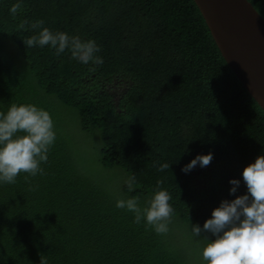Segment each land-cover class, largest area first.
<instances>
[{
  "label": "trees",
  "instance_id": "1",
  "mask_svg": "<svg viewBox=\"0 0 264 264\" xmlns=\"http://www.w3.org/2000/svg\"><path fill=\"white\" fill-rule=\"evenodd\" d=\"M248 1L264 18V0ZM37 20L95 40L103 64L25 46ZM12 103L49 111L56 140L43 176L0 185V264H202L203 239L188 241L175 223L202 226L235 198L228 181L264 154V111L193 0H0V111ZM62 106L95 144L97 165L81 153ZM209 152L207 166L181 172ZM157 180L173 208L160 235L115 207L128 197L144 206ZM245 191L241 182L235 195Z\"/></svg>",
  "mask_w": 264,
  "mask_h": 264
},
{
  "label": "clouds",
  "instance_id": "2",
  "mask_svg": "<svg viewBox=\"0 0 264 264\" xmlns=\"http://www.w3.org/2000/svg\"><path fill=\"white\" fill-rule=\"evenodd\" d=\"M19 5H13L9 11L17 12ZM43 20L30 25L36 34L23 41L27 47L54 50L59 56L67 52L71 60L82 65L99 66L103 57L101 48L93 39H81L69 36L66 32H53L42 27ZM90 70H95L94 67ZM56 140L54 122L49 111L31 103H12L6 111H0V185L14 184L17 176L24 178L43 176L42 164L47 163L48 153ZM213 153L198 154L189 163L181 167L188 173L195 166H207ZM161 164L157 171L169 168ZM243 182L244 194L235 195ZM231 185L229 195L234 199H223L219 206L211 211L203 225L191 224L190 232L194 238H202L200 249L202 264H264V154L258 155L253 162L245 166L240 178L228 181ZM127 191L132 192L136 185L135 176L125 181ZM157 180L152 195L144 206L138 198H118L115 207L132 214L133 223L150 228L155 234L168 231L173 208L169 203V193L160 187Z\"/></svg>",
  "mask_w": 264,
  "mask_h": 264
},
{
  "label": "water",
  "instance_id": "3",
  "mask_svg": "<svg viewBox=\"0 0 264 264\" xmlns=\"http://www.w3.org/2000/svg\"><path fill=\"white\" fill-rule=\"evenodd\" d=\"M222 57L264 111V18L248 0H193Z\"/></svg>",
  "mask_w": 264,
  "mask_h": 264
},
{
  "label": "rangeland",
  "instance_id": "4",
  "mask_svg": "<svg viewBox=\"0 0 264 264\" xmlns=\"http://www.w3.org/2000/svg\"><path fill=\"white\" fill-rule=\"evenodd\" d=\"M70 113L71 112H70L69 109L64 108L62 106V108H61V117H63V119H65L66 124L69 127V131L74 132V134L77 136V140L80 141V144L82 145L81 146V153H84L85 156L87 155L86 157L89 158V159L92 158L93 164L94 165H97L96 164L97 162H95L96 161V154H95V151L93 149V147H94L95 144L93 142L89 141L86 138L85 135H82V134H79L78 133V130H77V127H76V125H77V118L76 117L75 118L74 117L72 118L70 116ZM98 172H100L99 173V176H115L111 172L104 171L101 168L98 169ZM175 228L176 229H179L182 232V234L185 237H187V240L188 241H193L194 237L192 236V234H191L190 231L185 230V228L182 227V226H180L178 223H175Z\"/></svg>",
  "mask_w": 264,
  "mask_h": 264
}]
</instances>
